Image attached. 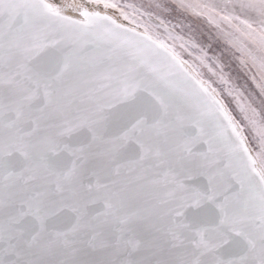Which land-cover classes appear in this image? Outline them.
Here are the masks:
<instances>
[{
    "label": "snow or ice",
    "instance_id": "obj_1",
    "mask_svg": "<svg viewBox=\"0 0 264 264\" xmlns=\"http://www.w3.org/2000/svg\"><path fill=\"white\" fill-rule=\"evenodd\" d=\"M0 264H264V0H0Z\"/></svg>",
    "mask_w": 264,
    "mask_h": 264
}]
</instances>
